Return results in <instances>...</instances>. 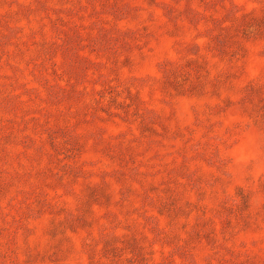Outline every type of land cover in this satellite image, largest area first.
I'll return each mask as SVG.
<instances>
[{"label":"rangeland","instance_id":"rangeland-1","mask_svg":"<svg viewBox=\"0 0 264 264\" xmlns=\"http://www.w3.org/2000/svg\"><path fill=\"white\" fill-rule=\"evenodd\" d=\"M0 264H264V0H0Z\"/></svg>","mask_w":264,"mask_h":264}]
</instances>
